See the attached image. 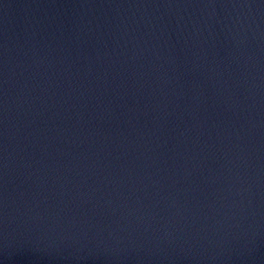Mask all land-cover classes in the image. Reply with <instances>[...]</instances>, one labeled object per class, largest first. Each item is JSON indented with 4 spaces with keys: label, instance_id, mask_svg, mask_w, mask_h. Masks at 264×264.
Listing matches in <instances>:
<instances>
[{
    "label": "water",
    "instance_id": "1",
    "mask_svg": "<svg viewBox=\"0 0 264 264\" xmlns=\"http://www.w3.org/2000/svg\"><path fill=\"white\" fill-rule=\"evenodd\" d=\"M0 264H264V0H0Z\"/></svg>",
    "mask_w": 264,
    "mask_h": 264
}]
</instances>
